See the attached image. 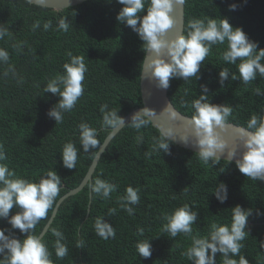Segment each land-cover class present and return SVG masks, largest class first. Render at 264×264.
Returning <instances> with one entry per match:
<instances>
[{"label": "trees", "instance_id": "trees-1", "mask_svg": "<svg viewBox=\"0 0 264 264\" xmlns=\"http://www.w3.org/2000/svg\"><path fill=\"white\" fill-rule=\"evenodd\" d=\"M232 4L237 5L235 11L230 10ZM149 6L150 0H146L145 12ZM121 7L117 0H86L64 10L27 0H0V24L9 32L0 40V48L9 52V60L0 62V144L7 155L4 163L17 176L30 181H39L49 170L61 176L60 193L48 215L36 225L34 235L43 231L57 201L82 183L99 150V146L88 152L83 150L79 124L87 122L96 128L101 145L112 130L102 124V105L107 104L109 110H116L122 117L143 106L140 75L147 46L130 27L117 21ZM184 8L185 36L188 22L194 18L219 21L227 17L264 48V0H185ZM61 19L69 23L67 32L58 28ZM37 21L40 27L34 30ZM49 21L52 26L45 30L43 25ZM226 50L227 41L212 46L197 74L199 79H170L169 96L180 112L194 117L193 101L202 94L201 86L206 85L210 102L232 106L227 121L247 128L251 116L264 115V95L255 93L257 88L264 92V77L258 75L245 84L239 78V60L236 64L223 61ZM69 52L84 56L88 71L83 95L56 124L47 113L60 97L44 93V86L64 74ZM222 68L229 70V79L223 86L219 82ZM233 74L236 80H232ZM138 136L143 140L138 141ZM160 139L161 131L151 121L139 130L129 121L111 140L92 182L63 201L43 236L54 264H191L183 253L191 246L192 237L206 236L214 223L230 226L232 208L237 204L253 210L248 220L251 233L241 242L240 254L249 264H264V215L256 214L257 210L264 212V181L244 176L228 160L205 163L198 152L176 143L170 145L169 153L154 151ZM69 141L78 149L75 169L65 168L62 162L61 152ZM97 178L117 186L110 198L91 192ZM222 182L228 186L224 203L213 194ZM129 185L140 189V203L133 206V215L117 202ZM184 203L199 212L192 235L180 233L170 238L164 231V217ZM110 208L116 209L114 215H108ZM17 210L13 208L10 214ZM97 217L113 224L114 238L104 240L95 234ZM0 228L23 239L6 219H0ZM140 228L144 229L142 236L138 234ZM52 229L60 230L65 237L63 242L69 253L62 259L55 255ZM144 239H151L152 243V256L148 259L140 257L136 250V243ZM78 244L82 247L78 248ZM233 258L238 260L239 256ZM223 260L217 253L216 264H223Z\"/></svg>", "mask_w": 264, "mask_h": 264}, {"label": "clouds", "instance_id": "clouds-1", "mask_svg": "<svg viewBox=\"0 0 264 264\" xmlns=\"http://www.w3.org/2000/svg\"><path fill=\"white\" fill-rule=\"evenodd\" d=\"M110 2V0H109ZM122 5L116 19L137 33L139 38L147 46V51L154 53L148 60L147 67L151 69V75L155 80L156 87L167 89L172 78L197 77L200 68L208 56L213 45L224 44L227 41V50L223 53V61L238 64L239 78L248 84L264 77V48L259 43L250 39L249 35L240 26H233L225 17L221 20L192 19L188 22L187 35L179 34L169 39L167 33L176 24L172 15L177 3L184 0H150V6L145 12L146 0H117ZM236 4L230 5V10L235 11ZM141 13H143L141 15ZM51 21L44 23L45 30L51 28ZM40 27L39 21L33 25V29ZM58 28L67 32L69 23L61 19ZM9 35L8 29L0 24V40ZM69 61L63 65L64 74L52 78L44 86V93L58 95L60 99L49 109L47 115L54 118L56 124L64 119L63 114L70 112L79 98L84 93L83 81L88 71L84 56L68 53ZM9 60V52L0 48V62ZM232 80L237 76L232 75ZM229 79V70L222 68L219 71V82L223 86ZM202 94L193 101L195 115L189 122L195 137V147L198 149L199 159L205 163L212 161L218 164L221 158H226L229 164L235 163L236 168L244 176L253 180L264 181V115H253L247 122L246 129H239L240 140L244 151L237 156V148L227 150V141L219 130L226 127L228 118L232 115V106L228 104H214L208 100L207 86H201ZM257 95H264L259 88L255 89ZM103 114L102 124L111 129H117L125 124L124 117L116 110H109L104 104L100 108ZM165 112L175 117L176 113L171 106H166ZM151 113L148 108H143L131 117V126L137 130L150 122ZM147 117V118H146ZM79 141L85 152L97 149V129L87 122L79 124ZM219 129V130H218ZM138 141L143 137L138 136ZM181 140L188 144L192 143L189 136ZM175 133L172 128L166 131L161 129V139L154 147V151L162 150L170 152V145L175 143ZM63 166L67 169H75L78 159V149L74 142L64 144L61 152ZM7 155L4 146L0 144V219H6L11 229H18L23 239L16 235L6 234L5 228H0V264H54L51 259L52 252L44 242L42 236L34 235L33 230L40 220L48 215L60 193L61 176L57 171H47L39 181L17 176L15 170L7 163ZM223 172V171H222ZM117 186L105 179L97 178L91 185V192L104 199H108L111 193L116 191ZM140 189L129 185L125 189V195L118 198L121 209L129 215L134 214L135 205L140 203ZM220 203L228 199V186L222 182L213 192ZM13 208L18 209L15 214H10ZM115 208L108 209V215H114ZM253 210L244 208L237 204L232 208L231 225L212 224L206 236H193L191 246L183 253L191 264H216L217 253L224 257L223 264H249V260L241 255V243L251 233L248 223ZM257 215L264 212L257 210ZM199 216L192 205L184 203L166 214L164 219V231L170 238L184 233L192 235V225L196 223ZM247 229V231H246ZM95 234L104 240L114 238L115 228L111 222L104 217H97L94 224ZM139 235L144 234V229L138 230ZM52 235L56 237L54 248L56 257L62 259L68 255L69 249L63 241L65 237L58 229H52ZM78 248L82 244L77 245ZM136 250L140 257L145 259L152 256L151 239H144L136 243ZM239 256V259L233 257Z\"/></svg>", "mask_w": 264, "mask_h": 264}, {"label": "water", "instance_id": "water-1", "mask_svg": "<svg viewBox=\"0 0 264 264\" xmlns=\"http://www.w3.org/2000/svg\"><path fill=\"white\" fill-rule=\"evenodd\" d=\"M31 4H36L48 8H53L57 10H64L72 6H76L80 3H83L86 0H27ZM185 0L184 3H177L174 7V11L172 15L176 19V24L169 29L167 33V37L169 39L174 38L176 35L183 34L185 30V16H186V8ZM154 56V53L146 52L145 60L143 63L141 77V94L143 99V106L135 108L132 110L127 116L124 117L125 124L119 126L117 129H112L111 132L107 135L105 140L99 145V150L97 151L93 162L83 179L82 183L74 188L69 190L66 194H64L56 203L53 213L51 214L50 220L45 225L43 231L40 233L39 236H44L48 229L50 228L55 215L58 213L60 205L63 201L71 195H75L82 191L84 187H86L90 182H92L93 175L95 170L99 164L102 154L106 150V146L111 142V140L119 133V131L124 128V126L131 120V117L136 112L141 111L143 108H148L149 112L152 114L150 117V121L152 122L153 126L161 131L167 130L168 128H172L175 133L176 144L179 146L190 149L193 151L198 152L197 148L195 147V137L192 133L191 126L189 122L192 120L193 117L185 115L184 113L180 112L169 96V87L167 89H160L156 87L155 80L151 75V69L147 67L148 60H151ZM166 106H171L172 110L176 113L175 117H173L170 113L164 111ZM239 129H246V127L237 125L233 122L227 121L226 127L223 130H219L223 138L227 141V148L225 149V155L227 154V150L231 148H237V156L241 155L244 151L243 143L240 140V133ZM184 136H189L190 140L188 144H185L181 138ZM223 160H227L226 158H221ZM89 210L91 207L89 205Z\"/></svg>", "mask_w": 264, "mask_h": 264}]
</instances>
